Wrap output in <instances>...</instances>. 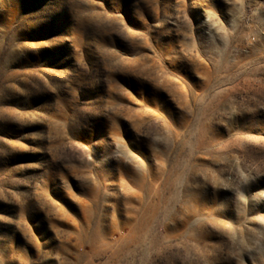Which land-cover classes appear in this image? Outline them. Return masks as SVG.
Returning a JSON list of instances; mask_svg holds the SVG:
<instances>
[{
    "label": "rangeland",
    "instance_id": "374dc122",
    "mask_svg": "<svg viewBox=\"0 0 264 264\" xmlns=\"http://www.w3.org/2000/svg\"><path fill=\"white\" fill-rule=\"evenodd\" d=\"M0 264H264V0H0Z\"/></svg>",
    "mask_w": 264,
    "mask_h": 264
}]
</instances>
